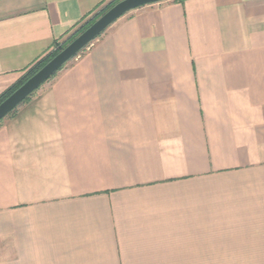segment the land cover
Here are the masks:
<instances>
[{
  "label": "crops",
  "instance_id": "crops-1",
  "mask_svg": "<svg viewBox=\"0 0 264 264\" xmlns=\"http://www.w3.org/2000/svg\"><path fill=\"white\" fill-rule=\"evenodd\" d=\"M113 0H0V96ZM0 264H264V0L133 9L0 122Z\"/></svg>",
  "mask_w": 264,
  "mask_h": 264
},
{
  "label": "water",
  "instance_id": "water-1",
  "mask_svg": "<svg viewBox=\"0 0 264 264\" xmlns=\"http://www.w3.org/2000/svg\"><path fill=\"white\" fill-rule=\"evenodd\" d=\"M160 1L164 0H121L116 3L22 86L0 103V121L24 102L42 84L49 80L70 59L102 34L117 19L133 9Z\"/></svg>",
  "mask_w": 264,
  "mask_h": 264
},
{
  "label": "trees",
  "instance_id": "trees-1",
  "mask_svg": "<svg viewBox=\"0 0 264 264\" xmlns=\"http://www.w3.org/2000/svg\"><path fill=\"white\" fill-rule=\"evenodd\" d=\"M119 1H121V0H113L110 4L107 5V7L105 9L101 10L98 14H96L91 19L87 20L81 27H79L78 30L76 31V33H74L67 41H65L64 43H61V44L57 43L56 44L57 48H55V50L50 51L45 57H43L36 64H34L27 71V73L20 79V81H18L14 86H12L11 88H9L6 92H4L0 96V103H2L7 97H9L20 86H22L29 78H31L35 73H37L50 60H52L61 50H63L69 43H71L79 34H81L82 32H84L93 22H95V20H96L97 17H99L102 14H104L108 9H110L113 5H115ZM63 67H61L60 69H62ZM57 73H58V71L51 78H53ZM33 94H31L25 101H27ZM24 102H22V103H24ZM17 108H15L11 113H13ZM2 121H3V119L0 122H2Z\"/></svg>",
  "mask_w": 264,
  "mask_h": 264
},
{
  "label": "rangeland",
  "instance_id": "rangeland-1",
  "mask_svg": "<svg viewBox=\"0 0 264 264\" xmlns=\"http://www.w3.org/2000/svg\"><path fill=\"white\" fill-rule=\"evenodd\" d=\"M111 2H112V1H111ZM111 2H109V3H107L106 5L102 6L101 9H99V10H98L93 16H91V17L88 18L87 20L91 19V18L94 17L96 14H98L101 10L105 9V8L107 7V5L110 4ZM117 3H118V2H117ZM113 6H114V5H113ZM113 6H112V7H113ZM108 10H109V9H108ZM108 10H107V11H108ZM107 11H106V12H107ZM102 15H103V14H102ZM102 15H101V16H102ZM101 16L97 17L96 20H97L98 18H100ZM87 20H86V21H87ZM96 20H95V21H96ZM86 21H85V22H86ZM85 22H84V23H85ZM84 23H82V25H83ZM93 23H94V22H93ZM93 23H92V24H93ZM92 24H91V25H92ZM82 25H80V27H81ZM91 25H90V26H91ZM111 25H112V24H111ZM77 30H78V29H77ZM77 30H76V31H77ZM76 31H75L74 33H76ZM74 33H73V34H74ZM73 34H72V35H73ZM72 35H70L66 40L60 42L59 44L64 43L65 41H67ZM96 39H97V38H96ZM96 39H94V40H96ZM94 40H93V41H94ZM93 41H92V42H93ZM92 42H91V43H92ZM91 43H90V44H91ZM90 44H88V45H90ZM88 45H87V46H88ZM87 46H86V47H87ZM86 47H85V48H86ZM55 48H57V46H54V48H53L51 51L55 50ZM85 48H84V49H85ZM84 49H82V50H84ZM82 50H81V51H82ZM81 51H80V52H81ZM80 52H79V53H80ZM79 53H78V54H79ZM78 54H77V55H78ZM77 55H76V56H77ZM76 56H74L72 59H74ZM72 59H70V60H72ZM70 60H69V61H70ZM69 61H68V62H69ZM68 62H67V63H68ZM67 63H66V64H67ZM66 64H65V65H66ZM65 65H64V66H65ZM59 70H60V69H59ZM59 70H58V71H59ZM50 79H52V78H50ZM50 79H49V80H50ZM49 80H47L46 82H48ZM46 82H45V83H46ZM45 83H44V84H45ZM44 84H42V85H41L36 91H38V90H39Z\"/></svg>",
  "mask_w": 264,
  "mask_h": 264
}]
</instances>
